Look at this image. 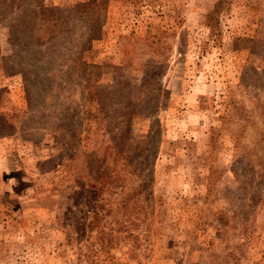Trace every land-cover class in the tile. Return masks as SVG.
I'll list each match as a JSON object with an SVG mask.
<instances>
[{"label":"rangeland","instance_id":"rangeland-1","mask_svg":"<svg viewBox=\"0 0 264 264\" xmlns=\"http://www.w3.org/2000/svg\"><path fill=\"white\" fill-rule=\"evenodd\" d=\"M215 1L0 0V264H264V0Z\"/></svg>","mask_w":264,"mask_h":264},{"label":"trees","instance_id":"trees-1","mask_svg":"<svg viewBox=\"0 0 264 264\" xmlns=\"http://www.w3.org/2000/svg\"><path fill=\"white\" fill-rule=\"evenodd\" d=\"M221 0H216L213 4V8L211 12L207 15V21L212 18L213 13H217L220 9ZM96 210H92V214L90 216V219L87 220V222L84 225V232H86V235L84 237L81 236V243L80 246H78L77 250H108L107 247L111 246L113 239L115 238V235L109 232L110 234L105 233V220L103 219L106 213H110V208L104 210L103 208L99 207V210H97V206L93 205L91 206ZM125 207V205H124ZM111 229V228H107ZM95 230V234H91L92 231ZM98 233V234H97ZM77 236L72 234H67L65 238V242L67 244L73 243V241L77 240Z\"/></svg>","mask_w":264,"mask_h":264},{"label":"clouds","instance_id":"clouds-1","mask_svg":"<svg viewBox=\"0 0 264 264\" xmlns=\"http://www.w3.org/2000/svg\"><path fill=\"white\" fill-rule=\"evenodd\" d=\"M13 183H15V182L13 181Z\"/></svg>","mask_w":264,"mask_h":264}]
</instances>
